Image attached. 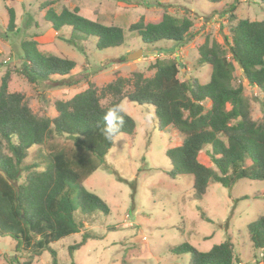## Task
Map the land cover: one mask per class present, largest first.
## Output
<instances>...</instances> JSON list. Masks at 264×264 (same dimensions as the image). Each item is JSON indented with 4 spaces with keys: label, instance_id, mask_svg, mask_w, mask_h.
I'll list each match as a JSON object with an SVG mask.
<instances>
[{
    "label": "trees",
    "instance_id": "trees-1",
    "mask_svg": "<svg viewBox=\"0 0 264 264\" xmlns=\"http://www.w3.org/2000/svg\"><path fill=\"white\" fill-rule=\"evenodd\" d=\"M207 1L218 4L224 0ZM58 2L47 0L40 10L45 11V21L55 32L71 28L69 43L77 46L75 41L95 38L100 51L124 44L122 28L85 18L78 7H63L58 13L54 7ZM6 10L7 31L12 33L17 27L16 12L10 6ZM231 19L236 17L231 15ZM193 27L191 19L176 18L165 11L158 21L140 20L129 31L152 46L194 40L197 35ZM224 43L206 38L198 49V64L211 68L205 85L193 77L181 80L179 59H157L150 66L153 77L136 72L130 79L120 77L102 89L90 84L71 100L56 102L55 118L35 114L24 94L11 93L13 72L6 71L0 86V236L11 237L16 251L28 255L23 264H32L45 250L51 251L53 264H57L51 244L84 231L74 217L77 211L109 214L107 204L87 191L84 183L114 146L101 134L103 114L124 100L154 107L160 131L173 127L179 133L181 145L166 151L171 165L167 174L172 180L192 176L196 199L205 197L210 183L231 188L240 180L264 181V21L239 20L224 36ZM38 47L35 40L22 43L24 61L17 73L30 85L68 77L77 68L75 61L42 53ZM237 66L242 72L240 82ZM245 85L262 95V99L253 98L261 106L262 117L257 120L252 116V100L245 96ZM123 118L121 134L134 140L136 122L126 113ZM57 139L68 143L51 147L43 167L25 164L32 148ZM206 146H210L206 155L213 167L199 161ZM202 218L209 221L204 213ZM246 230L253 249L264 252V215ZM87 238L84 236L72 250L84 245ZM171 253L189 255V264L239 263L231 237L207 252L184 244L172 248Z\"/></svg>",
    "mask_w": 264,
    "mask_h": 264
},
{
    "label": "rangeland",
    "instance_id": "rangeland-1",
    "mask_svg": "<svg viewBox=\"0 0 264 264\" xmlns=\"http://www.w3.org/2000/svg\"><path fill=\"white\" fill-rule=\"evenodd\" d=\"M45 1L0 0V86L6 71H12L9 91L24 94L35 114L49 118L57 116L56 102L71 100L90 84L102 89L120 77L130 79L136 72L153 77L150 66L157 59H179L186 70H181L179 78L193 77L205 85L210 80L211 68L198 64V49L205 39L224 45V36L239 20L264 21L262 0H224L218 4L207 0H59L54 6L58 13L63 7H78L85 18L124 30L121 47L100 51L95 38L75 41L77 46L69 43L70 27L55 32L45 21V11L40 10ZM6 6L16 12L17 27L12 33L7 31ZM165 11L176 18L191 19L195 39L183 44L160 42L148 46L136 32L129 31L140 20L158 21ZM231 15L236 19H231ZM25 40L38 42L42 53L75 61L77 68L68 77L30 85L17 73L24 61ZM140 50L143 58L127 60L129 54ZM236 77L238 82L242 81L238 66ZM245 96L252 100L253 118H261V106L256 101L262 99L259 90L245 85ZM122 104L125 113L136 122L137 135L131 140L129 135L121 134L100 168L84 183V188L101 198L110 212L85 215L77 211L74 217L83 224L84 231L51 244L57 264H189V255H175L171 249L189 244L207 252L228 237L235 246L238 264H264V252L253 249L246 230L258 216L264 215V181L240 180L231 188L210 183L205 197L196 199L192 176L172 180L167 174L171 165L166 151L181 145L179 133L173 127L160 131L154 107L128 100ZM204 106L210 108L209 102ZM67 143L57 139L34 147L25 164L43 167V158L51 147ZM207 150L210 146L205 147L199 161L213 167ZM245 196L249 199H241ZM203 213L209 221L202 218ZM84 236H88L84 245L72 250L82 243ZM15 247L11 237L0 236V264H23L29 259ZM32 264H53L51 251L42 252Z\"/></svg>",
    "mask_w": 264,
    "mask_h": 264
},
{
    "label": "clouds",
    "instance_id": "clouds-1",
    "mask_svg": "<svg viewBox=\"0 0 264 264\" xmlns=\"http://www.w3.org/2000/svg\"><path fill=\"white\" fill-rule=\"evenodd\" d=\"M124 113V105L120 103L108 108L103 114L104 126L101 129V134L110 143L118 142L117 138L121 136V130L124 125Z\"/></svg>",
    "mask_w": 264,
    "mask_h": 264
},
{
    "label": "water",
    "instance_id": "water-1",
    "mask_svg": "<svg viewBox=\"0 0 264 264\" xmlns=\"http://www.w3.org/2000/svg\"><path fill=\"white\" fill-rule=\"evenodd\" d=\"M143 57H144L143 50H140L138 52H134L132 54H129L127 56V60L128 61H136V60H139V59H141ZM182 69L184 70L183 72H186V70L184 68V65H181V70ZM190 79H191V77H188V80H190Z\"/></svg>",
    "mask_w": 264,
    "mask_h": 264
}]
</instances>
